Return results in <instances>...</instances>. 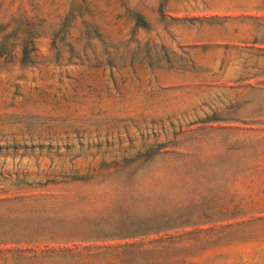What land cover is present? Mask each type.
Segmentation results:
<instances>
[{"label":"rangeland","instance_id":"1","mask_svg":"<svg viewBox=\"0 0 264 264\" xmlns=\"http://www.w3.org/2000/svg\"><path fill=\"white\" fill-rule=\"evenodd\" d=\"M0 264H264V0H0Z\"/></svg>","mask_w":264,"mask_h":264}]
</instances>
